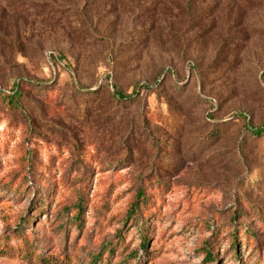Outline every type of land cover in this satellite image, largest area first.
<instances>
[{"label":"rangeland","instance_id":"obj_1","mask_svg":"<svg viewBox=\"0 0 264 264\" xmlns=\"http://www.w3.org/2000/svg\"><path fill=\"white\" fill-rule=\"evenodd\" d=\"M187 1H0V264H264V0Z\"/></svg>","mask_w":264,"mask_h":264},{"label":"trees","instance_id":"obj_2","mask_svg":"<svg viewBox=\"0 0 264 264\" xmlns=\"http://www.w3.org/2000/svg\"><path fill=\"white\" fill-rule=\"evenodd\" d=\"M0 1L2 2V0H0ZM3 1L4 2H11V1H14V0H3ZM17 2H18V0H17ZM187 2H191V0H188ZM117 93L122 98L127 96L121 90H117ZM18 96H19V92L17 90H15L14 94H10L9 96H5V97L8 98L9 102L14 104L16 102ZM123 99H125V98H123ZM255 134H256V136H262L264 134V127H260V128L255 129ZM28 165H29V169H31L32 166H33V162L29 160L28 161ZM142 196H143V190L140 189L138 191V194H137V201L135 202L137 205L140 203V200L142 199L141 198ZM81 213H82V204H78V211L75 212L74 215H72V218L70 219V223L72 225H76L77 224V226H80V227L82 226V216H81L82 214ZM141 237H142V242L140 244V247L142 248V250L146 251L147 250L148 237L145 236L143 233L141 234ZM233 237H234V239L231 241V243L233 244V247L236 250V253L238 254V253H240V249H239V246H238V237L235 234H234ZM247 239H249V236H247ZM134 255L137 256V253L135 252ZM206 257L209 260H214L216 258L212 254L211 251L207 252ZM45 261L47 262V264H55V263L49 262V260H45ZM94 261H97V260H94Z\"/></svg>","mask_w":264,"mask_h":264}]
</instances>
